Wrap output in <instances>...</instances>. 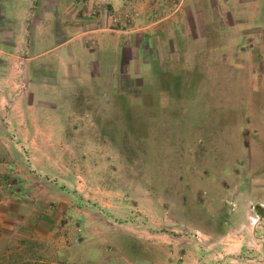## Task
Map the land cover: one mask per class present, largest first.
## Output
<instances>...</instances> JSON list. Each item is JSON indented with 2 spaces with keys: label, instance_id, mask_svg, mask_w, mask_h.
I'll return each instance as SVG.
<instances>
[{
  "label": "rangeland",
  "instance_id": "rangeland-1",
  "mask_svg": "<svg viewBox=\"0 0 264 264\" xmlns=\"http://www.w3.org/2000/svg\"><path fill=\"white\" fill-rule=\"evenodd\" d=\"M209 34L176 71L61 93L57 122L0 141V264L31 242L61 264H264V69Z\"/></svg>",
  "mask_w": 264,
  "mask_h": 264
},
{
  "label": "crops",
  "instance_id": "crops-1",
  "mask_svg": "<svg viewBox=\"0 0 264 264\" xmlns=\"http://www.w3.org/2000/svg\"><path fill=\"white\" fill-rule=\"evenodd\" d=\"M96 1L0 0V141L30 139L39 124L57 122L61 93L101 83L122 92L124 77L176 71L193 55L182 44L209 32L236 67L252 76L264 69V0H106L94 12ZM131 10L138 16L130 20ZM31 244L24 264H61L62 252L40 259V244Z\"/></svg>",
  "mask_w": 264,
  "mask_h": 264
},
{
  "label": "built area",
  "instance_id": "built-area-1",
  "mask_svg": "<svg viewBox=\"0 0 264 264\" xmlns=\"http://www.w3.org/2000/svg\"><path fill=\"white\" fill-rule=\"evenodd\" d=\"M106 3V0H97L94 7V12L100 11V8ZM138 16V13L135 10H131L128 14V18L135 19Z\"/></svg>",
  "mask_w": 264,
  "mask_h": 264
},
{
  "label": "trees",
  "instance_id": "trees-1",
  "mask_svg": "<svg viewBox=\"0 0 264 264\" xmlns=\"http://www.w3.org/2000/svg\"><path fill=\"white\" fill-rule=\"evenodd\" d=\"M127 78H129V77H127ZM4 151H5L4 147L0 144V155H3Z\"/></svg>",
  "mask_w": 264,
  "mask_h": 264
}]
</instances>
